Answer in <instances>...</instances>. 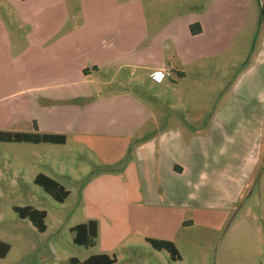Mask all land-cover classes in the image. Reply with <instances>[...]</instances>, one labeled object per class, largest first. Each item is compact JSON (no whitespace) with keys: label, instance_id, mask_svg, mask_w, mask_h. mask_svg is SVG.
Here are the masks:
<instances>
[{"label":"rangeland","instance_id":"obj_1","mask_svg":"<svg viewBox=\"0 0 264 264\" xmlns=\"http://www.w3.org/2000/svg\"><path fill=\"white\" fill-rule=\"evenodd\" d=\"M141 1L152 30L184 15L214 10L223 32L222 43L216 48L220 55L185 68L187 77L181 86L170 81V70L169 78L153 73L154 80L164 81L160 85L135 80L125 73L121 79L128 76L129 80L123 87L155 114L154 120L143 117L142 127L130 125L134 121L128 117L121 132L94 136L68 133L63 145L0 142V240L11 246L0 264H70L72 258L84 262L104 253L115 256L118 264H264V130L261 158L232 207L221 200L219 208H161L145 213L140 207L143 199L138 170L133 165L136 145L149 137L155 125L159 129L169 125L192 129L201 121L211 122L216 112H243L251 117L248 140L256 141L261 123L264 128V65H258L264 56V0ZM69 4L75 10L77 0ZM9 10L13 11L10 4L0 0L1 31L6 26L12 41L20 43L27 28L16 16L11 18ZM206 23L213 25L212 17ZM7 37V32H0V67L9 66L4 63V50H10ZM141 42L149 43V39ZM182 42L184 48L198 43ZM163 45L164 50L175 47L170 40ZM250 70L247 86L234 97L235 84ZM5 73L0 70V98L21 90L3 84L13 78ZM42 173L70 191L64 203L35 184ZM16 206L46 211V231L40 232L30 220L20 218L14 211ZM92 219L99 224L97 245H75L71 229ZM147 237L173 241L181 259L173 260L167 251L155 250Z\"/></svg>","mask_w":264,"mask_h":264},{"label":"crops","instance_id":"obj_2","mask_svg":"<svg viewBox=\"0 0 264 264\" xmlns=\"http://www.w3.org/2000/svg\"><path fill=\"white\" fill-rule=\"evenodd\" d=\"M69 1L5 0L13 9L8 11L11 18L16 16L27 31L23 41L14 43L10 31L6 26L1 31L0 25V32L8 33L10 49L4 50V63L9 66L0 70L13 77L3 84L21 87L0 98V103L6 101L0 107V131H38L66 138L68 133L116 134L128 117L134 121L130 125L142 127V118L154 120L155 114L123 87L126 79L160 85L164 81L154 80L153 73L170 70V81L181 86L187 77L185 68L221 53L216 50L223 39L221 19L214 10L184 15L152 30L141 0H77L75 10ZM210 17L213 25L206 23ZM197 23L202 31L195 35L190 27ZM146 38L149 43H140ZM169 40L176 50H164ZM183 40L198 43L184 48ZM258 60V65H264V56ZM125 73L129 77L122 80ZM250 74L251 70L235 84L234 97L247 86ZM248 121L251 125V117L243 112H216L211 122L201 121L192 129L151 128L133 155L145 213L161 208H219L221 200L232 207L263 153L262 123L251 143Z\"/></svg>","mask_w":264,"mask_h":264},{"label":"trees","instance_id":"obj_3","mask_svg":"<svg viewBox=\"0 0 264 264\" xmlns=\"http://www.w3.org/2000/svg\"><path fill=\"white\" fill-rule=\"evenodd\" d=\"M264 14V13H263ZM193 34L201 33L200 24H193L190 27ZM66 136L60 134H41L38 131L33 133L27 132H11L0 131V142L6 143H32V144H57L63 145L66 143ZM35 184L41 187L57 202L64 203L70 196L68 191L60 182L47 176L39 174L35 179ZM15 213L22 219H28L40 232H45L47 229L45 220L47 212L38 210L32 206L14 207ZM74 233L73 242L75 245L86 248L95 247L99 236V224L97 220H90L87 223L79 224L71 229ZM147 242L158 251H167L173 260H180L181 255L176 244L170 240L146 238ZM11 250L10 244L0 240V258H6ZM70 264H118L115 256L109 254H97L89 257L84 262H80L77 258L70 259Z\"/></svg>","mask_w":264,"mask_h":264},{"label":"built area","instance_id":"obj_4","mask_svg":"<svg viewBox=\"0 0 264 264\" xmlns=\"http://www.w3.org/2000/svg\"><path fill=\"white\" fill-rule=\"evenodd\" d=\"M159 73H162L164 76L166 75L168 78L171 76V74L168 71H166V72H159ZM156 76H154V78H156Z\"/></svg>","mask_w":264,"mask_h":264}]
</instances>
